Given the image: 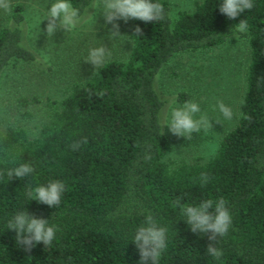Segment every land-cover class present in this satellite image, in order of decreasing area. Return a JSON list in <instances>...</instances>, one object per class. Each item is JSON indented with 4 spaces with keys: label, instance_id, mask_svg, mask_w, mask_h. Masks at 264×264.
<instances>
[{
    "label": "trees",
    "instance_id": "16d2710c",
    "mask_svg": "<svg viewBox=\"0 0 264 264\" xmlns=\"http://www.w3.org/2000/svg\"><path fill=\"white\" fill-rule=\"evenodd\" d=\"M82 16L93 0H70ZM145 23L130 19L129 50L110 59L87 79L73 83L58 103L48 102L47 121L34 137L17 126H0V173L28 163L23 180L0 175V264H139L133 237L152 213L168 229L159 264H264V0L235 19L219 11L222 0H199L172 18ZM23 7H12L0 27V73L15 62L38 63L23 38ZM246 19L248 31L235 25ZM139 26L142 35L136 36ZM246 36L248 63L243 99L232 126L203 163L167 164L169 142L161 132L164 104L154 87L159 69L175 54L206 50L229 36ZM186 101L185 93L177 94ZM36 101L15 99L24 108ZM86 137L73 151L71 144ZM147 157H150L146 159ZM209 180L201 185L200 175ZM60 180L66 185L55 207L30 200L36 186ZM223 197L232 216L224 252L217 261L206 253L210 234L192 233L173 202L198 205ZM34 198V193H33ZM20 209L57 227L50 246L26 252L7 222Z\"/></svg>",
    "mask_w": 264,
    "mask_h": 264
},
{
    "label": "rangeland",
    "instance_id": "374dc122",
    "mask_svg": "<svg viewBox=\"0 0 264 264\" xmlns=\"http://www.w3.org/2000/svg\"><path fill=\"white\" fill-rule=\"evenodd\" d=\"M166 1L173 18L177 11L190 10L199 0ZM11 2L12 7L15 4L23 7L24 42L34 52L38 63L15 62L0 73V126L21 127L29 137H34L47 121L48 102L58 103L73 83L84 81L94 70L87 62L91 48L100 44L108 47L111 56L106 61L126 56L130 45V19L116 21L121 36L113 38L111 24H105L103 14L92 9L96 2L93 0L75 29H58L52 37H47L43 31L47 20L42 19L54 0ZM10 13L0 11V27L9 24ZM247 63V38L233 34L218 46L177 53L159 69L154 87L164 102L159 111L161 128L170 121L172 108L183 104L176 98L180 92L185 93L187 100L198 103L201 111L212 119V129L193 133L190 140L172 134L165 125L162 131L169 150L163 160L167 164L203 163L214 154L221 136L232 126L240 109ZM18 96L36 99L28 104L27 115H22L25 109L16 105ZM218 101L232 108L231 120H226L219 112Z\"/></svg>",
    "mask_w": 264,
    "mask_h": 264
},
{
    "label": "clouds",
    "instance_id": "9594fccd",
    "mask_svg": "<svg viewBox=\"0 0 264 264\" xmlns=\"http://www.w3.org/2000/svg\"><path fill=\"white\" fill-rule=\"evenodd\" d=\"M253 6V0H222L219 4V11L228 19H235L245 10L252 9ZM92 9L103 14L105 24H111L110 34L113 38L121 36L119 24L116 23L118 20L127 22L129 19H138L145 23H153L166 18L164 6L159 0H96ZM11 10V0H0V11L11 12ZM45 19L47 24L43 31L47 37H52L58 29L65 31L75 29L81 23L82 18L80 10L74 7L70 0H54L48 7L46 17L42 20ZM235 26L239 33L248 31L246 19L240 20ZM39 31H41L40 28ZM134 33L136 36L142 35L141 28L136 26ZM110 56V49L100 44L89 50L87 62L94 66V70L99 69ZM217 107L226 120L233 118L231 107L226 106L222 101L217 102ZM211 120L207 113L201 111L198 103L186 100L182 105L172 108L170 121L165 125L172 134L190 140L193 133L198 134L212 129ZM165 125L161 128L162 135ZM87 143V138L81 137L80 140L71 144V148L73 151H77L82 144ZM148 158L150 157L146 156V159ZM33 172L34 168L30 164L20 163L18 166L6 169L0 175L23 180ZM208 180L207 173H201V185L207 184ZM65 190L66 185L62 181L53 180L47 185L30 189L28 197L30 200L53 208L60 205ZM173 206L181 209L182 215L185 217L184 220L192 233H210L207 236L210 243L207 245L206 253L217 261L221 260L224 252L217 247L218 238L226 236L232 225V216L226 200L220 197L215 201L206 199L198 205H188L182 204L181 199L177 198L173 202ZM7 229L15 232L16 243L26 252H30L36 244L41 242L45 247L50 246L55 240L57 232V227L50 225L48 219L37 218L22 209L17 211L7 222ZM167 233L168 229L160 226L152 213L145 216L144 224L138 227L132 242L139 251V264H159V259L168 246Z\"/></svg>",
    "mask_w": 264,
    "mask_h": 264
}]
</instances>
